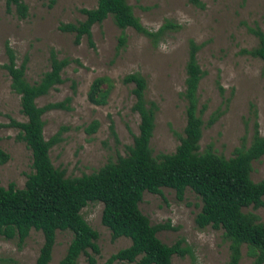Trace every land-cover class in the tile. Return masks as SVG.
Segmentation results:
<instances>
[{
	"label": "rangeland",
	"instance_id": "obj_1",
	"mask_svg": "<svg viewBox=\"0 0 264 264\" xmlns=\"http://www.w3.org/2000/svg\"><path fill=\"white\" fill-rule=\"evenodd\" d=\"M22 1L27 15L18 19L13 12L5 11L4 0H0V65L6 62L5 43L14 51L16 65L25 59L24 78L29 83L49 69L50 49L57 58L70 60L60 72L62 82L35 99L37 106L64 104L41 115L44 139L58 132L48 155L64 176L94 172L117 155H124L126 146L132 143L139 116L131 108L133 85L121 80L127 73L137 72L144 78L143 96L156 106L149 139L151 154L174 150L185 124L186 103L181 93L189 40L199 45L195 58L203 72L196 88V109L203 123L198 150L210 148L226 158L232 156L241 142L249 144L254 121L258 133L264 134V67L258 58L240 52L256 44L248 28L257 26L264 34V0H200L202 8L187 0H125L149 31L166 21L174 26L164 30L155 43L127 27L120 48V30L110 16L91 26L92 47L84 36L74 44L73 33L58 30L60 23L83 20L79 9L94 7L96 0ZM97 76L106 77L108 84L103 83L98 92L100 98L105 91L103 102L92 103L87 99V90ZM9 83L6 70L0 67V149L8 155L0 163V186L12 183L20 188L30 172V152L17 138L18 130L6 126L11 119L25 120L19 112L18 95ZM212 116L213 122L207 125ZM92 121L97 122L96 127L87 133L85 128ZM249 176L252 181L264 176V155L251 162ZM160 192L144 191L138 208L151 224H169L156 233L161 242L170 244L181 239V245L188 248L183 256L172 255L171 263L227 264L229 241L222 230L210 226L199 229L193 222L200 208L199 198L189 189L181 199L171 188L162 187ZM101 208L100 202H88L80 209L83 219L97 233L99 253L94 255V264H104L111 253L129 243L125 237L110 239L109 230L100 222ZM242 211L254 213L264 223V206H248ZM69 238L68 232H56L47 264H56ZM41 241L40 232L34 230L21 244L15 238L0 236V264H33ZM254 261L255 251L241 244L237 264ZM77 264H88L85 255L78 256Z\"/></svg>",
	"mask_w": 264,
	"mask_h": 264
},
{
	"label": "trees",
	"instance_id": "obj_2",
	"mask_svg": "<svg viewBox=\"0 0 264 264\" xmlns=\"http://www.w3.org/2000/svg\"><path fill=\"white\" fill-rule=\"evenodd\" d=\"M187 1L203 7L200 0ZM4 5L5 11L13 12L18 19L27 15V6L22 0H4ZM79 11L84 16L83 20L60 23L57 28L61 32L73 33L74 44L84 36L91 47V26L107 16L120 30L117 48L125 43L123 31L127 27L155 43L164 30L174 26L166 21L157 30L149 31L125 0H96L94 7L80 8ZM248 30L255 36L256 44L240 52L258 58L264 67V34L257 26ZM198 49V44L188 41L181 93L186 103L185 124L172 152L157 156L151 154L149 139L156 106L143 96L144 78L137 72L127 73L121 80L133 85L134 103L131 108L139 116L132 143L126 146L124 155H117L96 171L67 177L52 165L48 155L49 148L58 140V132L44 139L41 118L45 111L62 108L64 104L55 102L37 106L35 99L62 82L60 72L70 60L57 58L50 49L49 69L38 80L29 83L24 78L25 59L16 65L14 51L5 43L6 62L0 67L8 74L10 89L19 98V112L25 117L24 121L11 119L6 126L18 130L17 138L29 150L30 172L25 175L20 188L12 183L0 186V236L15 238L21 244L30 230L39 231L42 241L33 264H47L56 232H68L70 238L56 264H77L79 255H85L87 263L94 264V255L99 253L97 233L83 219L80 209L88 202H100V222L109 230L110 239L125 237L129 240L128 245L111 253L104 264H172L171 256H183L189 252L188 248L181 245V239L170 244L161 242L156 233L168 228L169 224H151L139 210L138 202L144 191L160 194V189L167 187L174 190L177 199H181L185 189H189L200 201V208L193 218L195 226L199 229L206 226L221 229L223 237L229 241L227 264H237L241 244L255 251V264H262L264 223L258 221L254 213L244 212L242 208L264 206V176L258 181H252L249 176L251 162L264 155V134L258 133L254 121L249 144L244 146L241 142L232 156L226 158L210 148L202 152L198 150L203 125L200 110L196 109V88L203 74L195 58ZM103 83L108 84L104 76L91 80L87 90L90 102H103L105 91L97 98ZM66 101L67 98L64 99ZM214 116L207 120V125L213 122ZM96 124L92 121L85 131L93 132ZM109 128L114 136L111 126ZM7 158L8 155L0 149V163Z\"/></svg>",
	"mask_w": 264,
	"mask_h": 264
}]
</instances>
